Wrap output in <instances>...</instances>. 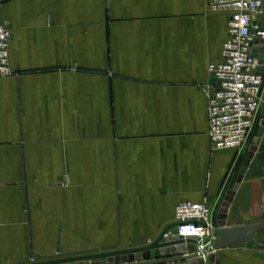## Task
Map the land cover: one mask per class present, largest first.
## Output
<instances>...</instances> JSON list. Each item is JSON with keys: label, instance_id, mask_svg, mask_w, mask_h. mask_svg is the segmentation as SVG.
I'll list each match as a JSON object with an SVG mask.
<instances>
[{"label": "crops", "instance_id": "0c3cea01", "mask_svg": "<svg viewBox=\"0 0 264 264\" xmlns=\"http://www.w3.org/2000/svg\"><path fill=\"white\" fill-rule=\"evenodd\" d=\"M228 19L205 0H0L16 73L0 78V264L149 244L183 200L217 224L249 148L209 136ZM255 144L222 226L264 220ZM256 242L198 264H264V229Z\"/></svg>", "mask_w": 264, "mask_h": 264}, {"label": "built area", "instance_id": "2783aa9c", "mask_svg": "<svg viewBox=\"0 0 264 264\" xmlns=\"http://www.w3.org/2000/svg\"><path fill=\"white\" fill-rule=\"evenodd\" d=\"M211 11L226 12L229 37L221 57L209 65L219 83L209 95V136L216 148H242L254 135L264 104V76L260 53L264 52V0H205ZM12 33L0 22V78L14 70L10 61ZM252 145V143H251ZM217 208L205 202L183 200L175 206V234L166 238L196 239L199 257H207L216 238ZM218 211V210H217ZM198 257V258H199Z\"/></svg>", "mask_w": 264, "mask_h": 264}, {"label": "water", "instance_id": "95a60500", "mask_svg": "<svg viewBox=\"0 0 264 264\" xmlns=\"http://www.w3.org/2000/svg\"><path fill=\"white\" fill-rule=\"evenodd\" d=\"M264 43V40L262 41ZM261 58V66L259 67L262 75L264 76V52L259 54ZM212 80L214 83H219L212 73ZM264 118V104L260 114V124ZM254 131L252 145L247 148L244 155L234 172L228 189L221 201V206L218 218H223L229 209L231 202L240 186V182L244 177V173L249 165L252 155L256 150V142L258 141L259 126ZM218 220L217 226L214 230L216 238L213 240L212 249L218 250L223 247L244 243L248 247L256 246V237L259 230L264 229V220L250 223V224H237L233 226H222L225 220ZM178 222L174 221L169 224L164 230L149 244L94 252L83 255H75L68 257H58L44 261H32L23 264H168V263H181V264H198V257L203 251L196 250V239H180V238H166V233L175 234L178 231ZM221 225V226H220ZM217 254L211 256L207 264H217ZM102 259V260H95ZM91 260H95L91 262Z\"/></svg>", "mask_w": 264, "mask_h": 264}, {"label": "rangeland", "instance_id": "374dc122", "mask_svg": "<svg viewBox=\"0 0 264 264\" xmlns=\"http://www.w3.org/2000/svg\"><path fill=\"white\" fill-rule=\"evenodd\" d=\"M14 74H16V73L13 72L12 75H14ZM10 76H11V75H10ZM257 119H258V120H257L256 127H255L254 130H256V128H257L258 125L260 124V118H257ZM259 130L261 131V133L264 132V118H263V120L261 121V124H260V126H259ZM251 137H252V136H251ZM246 145H249L248 147L251 146V145H250V142H247Z\"/></svg>", "mask_w": 264, "mask_h": 264}]
</instances>
